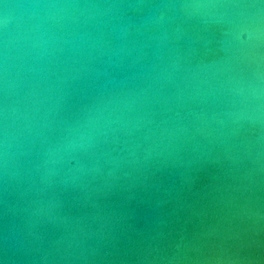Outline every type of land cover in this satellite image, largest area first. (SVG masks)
I'll use <instances>...</instances> for the list:
<instances>
[{"label":"water","instance_id":"obj_1","mask_svg":"<svg viewBox=\"0 0 264 264\" xmlns=\"http://www.w3.org/2000/svg\"><path fill=\"white\" fill-rule=\"evenodd\" d=\"M0 264H264V0H0Z\"/></svg>","mask_w":264,"mask_h":264}]
</instances>
